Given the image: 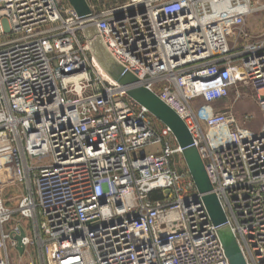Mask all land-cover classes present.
I'll return each instance as SVG.
<instances>
[{
	"label": "built area",
	"instance_id": "2783aa9c",
	"mask_svg": "<svg viewBox=\"0 0 264 264\" xmlns=\"http://www.w3.org/2000/svg\"><path fill=\"white\" fill-rule=\"evenodd\" d=\"M85 2L78 17L66 0H0V264L19 228L29 264H229L169 130L100 68L91 26L182 120L245 263L264 264V30L249 27L264 0ZM244 86L258 132L232 110Z\"/></svg>",
	"mask_w": 264,
	"mask_h": 264
},
{
	"label": "water",
	"instance_id": "95a60500",
	"mask_svg": "<svg viewBox=\"0 0 264 264\" xmlns=\"http://www.w3.org/2000/svg\"><path fill=\"white\" fill-rule=\"evenodd\" d=\"M78 17L89 14L85 0H66ZM84 40L90 50V54L98 63L100 68L120 86L125 88L127 98L145 109L146 112L157 120L163 127L167 128L175 144L180 149L182 161L189 173L195 189L202 195V202L214 227L218 229V237L225 257L229 264H246L230 230L224 226L226 217L217 200L211 193L212 187L204 171L203 163L195 146H193L191 135L182 120L158 97L142 86H136L137 80L126 73L109 54L105 48L98 31L94 26L82 30ZM168 191H166V194ZM25 233L19 228V235L14 237L16 251L21 256L24 253L22 239Z\"/></svg>",
	"mask_w": 264,
	"mask_h": 264
},
{
	"label": "rangeland",
	"instance_id": "374dc122",
	"mask_svg": "<svg viewBox=\"0 0 264 264\" xmlns=\"http://www.w3.org/2000/svg\"><path fill=\"white\" fill-rule=\"evenodd\" d=\"M260 21L263 22L262 26L258 25L260 23ZM249 25H250L249 27L251 29H253L255 32L263 31L264 30V17L263 16L252 17L249 20ZM238 90L241 93L240 95H241L242 99L235 102V104L232 107V110H233L235 116H237V117H239L243 114H248L249 116H251L252 120L247 125V127L251 131L258 132L260 130V127H261V115H260V112H259L258 108L256 107L254 101L251 98L252 97L251 91L247 86H244ZM232 97H233V94L231 93L230 101H232ZM230 101L227 100L225 102L218 103L216 105L217 107L214 106L215 110L219 111L216 108L223 110L226 106L229 105ZM150 120L153 124V127L157 131L162 129V125L157 120H155L153 117H151ZM162 141H163V143H168L171 147H173V145L175 144V141L173 138H163ZM155 149H157V146H152V147L148 148V151H154ZM172 161H173L176 168H183L182 160L178 156L172 157ZM24 194H27L26 186L25 185L24 186L19 185V184L13 185L9 188H4L2 191V197L5 200L8 208H10L11 210H15L21 196ZM17 224H22V226L26 228L28 235L29 236L31 235L30 231L28 229L29 222L26 220H22L21 218H19L15 214L12 221H11V225H17ZM5 230H7V227H5ZM6 245L8 248V255H9L11 262H13L15 264H29V263H31L30 253H29V255L24 253V255L22 257H20V256L16 255L11 250L8 242L6 243Z\"/></svg>",
	"mask_w": 264,
	"mask_h": 264
},
{
	"label": "crops",
	"instance_id": "0c3cea01",
	"mask_svg": "<svg viewBox=\"0 0 264 264\" xmlns=\"http://www.w3.org/2000/svg\"><path fill=\"white\" fill-rule=\"evenodd\" d=\"M216 105H217V104H215L214 106H216ZM216 107H217V106H216ZM216 109L219 110V111L221 110V109H219V108H216Z\"/></svg>",
	"mask_w": 264,
	"mask_h": 264
},
{
	"label": "trees",
	"instance_id": "16d2710c",
	"mask_svg": "<svg viewBox=\"0 0 264 264\" xmlns=\"http://www.w3.org/2000/svg\"><path fill=\"white\" fill-rule=\"evenodd\" d=\"M151 118V117H150Z\"/></svg>",
	"mask_w": 264,
	"mask_h": 264
}]
</instances>
